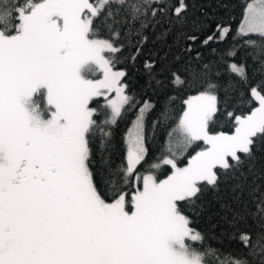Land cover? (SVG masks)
Here are the masks:
<instances>
[{
	"label": "snow or ice",
	"instance_id": "1",
	"mask_svg": "<svg viewBox=\"0 0 264 264\" xmlns=\"http://www.w3.org/2000/svg\"><path fill=\"white\" fill-rule=\"evenodd\" d=\"M194 7L0 0V264H264V0L222 50L230 25ZM129 66L164 95L153 135L175 126L154 157L144 100L117 163Z\"/></svg>",
	"mask_w": 264,
	"mask_h": 264
},
{
	"label": "trees",
	"instance_id": "2",
	"mask_svg": "<svg viewBox=\"0 0 264 264\" xmlns=\"http://www.w3.org/2000/svg\"><path fill=\"white\" fill-rule=\"evenodd\" d=\"M250 0H194L195 7L192 9V13L195 16H199L201 14V11L207 12L208 16L211 17L210 23L214 26L216 23H221L224 25H230L232 29V33L230 34L229 38L219 44V45H213L214 47H217L218 49H224L229 47L233 44L232 36L236 34L237 29L239 28V25L243 19L244 15V9L245 5ZM255 38V37H253ZM169 43H171V39H169ZM237 45H242L243 41L238 40ZM153 45L149 44L148 48H152ZM155 47H159V45H155ZM204 55L206 58L211 59L212 57L209 55L208 50H203ZM125 55H128V52H125ZM141 58V63H142ZM245 59V49L243 47H239V52L236 57L237 61H243ZM249 65H251V60H248ZM129 76H128V83H129V89L128 94L134 95L136 100L140 102V104L137 105L134 109H129L127 113L124 115L123 119L119 120L117 122V125L113 127V133H114V142L116 144L117 148V155H116V162L119 163L122 156L126 153V132L136 117V113L139 110L140 105L143 103L144 100H151L153 103L157 105L156 111L150 113L147 117V124L149 126L148 128V140H147V146L151 152V154L155 156H159L161 154L162 149L164 148V145L167 142V132L171 130V127H174L173 122H169L171 127H164L161 129H157L155 134L153 135L151 130V124L156 118V116L159 113V108L162 103H164V95H153L151 92H147L144 89V78L135 71V69L131 68L129 66L128 68ZM250 74H252V69H249ZM254 79H259L258 76L254 77ZM171 91V90H168ZM172 95H175L177 99L175 102L171 105V109L173 112L174 117L179 116V114L182 112L184 108L183 100L186 99L189 95H194L195 90H187L183 92H171ZM168 173H165L164 175H167ZM164 175H161V177H164ZM216 211L215 207L210 208L206 213L203 215H200L198 217H194L195 223L192 225L194 228H197L199 230L205 231L209 230L210 228V221L209 217H212L211 222H215L216 217L213 215V213ZM212 243H216V241H212ZM227 247V244H226Z\"/></svg>",
	"mask_w": 264,
	"mask_h": 264
},
{
	"label": "rangeland",
	"instance_id": "3",
	"mask_svg": "<svg viewBox=\"0 0 264 264\" xmlns=\"http://www.w3.org/2000/svg\"><path fill=\"white\" fill-rule=\"evenodd\" d=\"M248 3H253V4H257L258 3V0H250ZM243 20V19H242ZM242 22V21H241ZM241 24V23H240ZM240 26V25H239ZM195 95V94H194ZM136 118V117H135ZM135 118H134V120H135ZM133 120V121H134ZM133 121H132V123L130 124V126H129V128H128V130H127V132H126V139H127V137H128V134H129V129H132L133 128ZM197 150H199V149H197ZM189 153H191V150H189ZM181 166H183V165H181ZM161 178H164V177H161Z\"/></svg>",
	"mask_w": 264,
	"mask_h": 264
}]
</instances>
